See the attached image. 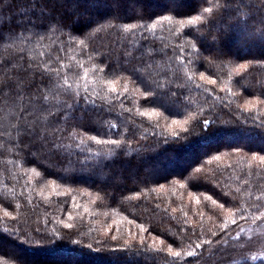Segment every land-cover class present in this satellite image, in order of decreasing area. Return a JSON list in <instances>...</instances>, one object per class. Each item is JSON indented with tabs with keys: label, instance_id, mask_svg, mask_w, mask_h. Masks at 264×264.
Segmentation results:
<instances>
[{
	"label": "trees",
	"instance_id": "1",
	"mask_svg": "<svg viewBox=\"0 0 264 264\" xmlns=\"http://www.w3.org/2000/svg\"><path fill=\"white\" fill-rule=\"evenodd\" d=\"M263 222L264 0H0V264H210Z\"/></svg>",
	"mask_w": 264,
	"mask_h": 264
},
{
	"label": "rangeland",
	"instance_id": "2",
	"mask_svg": "<svg viewBox=\"0 0 264 264\" xmlns=\"http://www.w3.org/2000/svg\"><path fill=\"white\" fill-rule=\"evenodd\" d=\"M218 256L211 258L210 264H222L224 257L229 261H238L243 258L259 260L264 258V222L249 224L241 228L234 237L226 242Z\"/></svg>",
	"mask_w": 264,
	"mask_h": 264
}]
</instances>
